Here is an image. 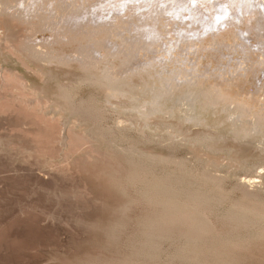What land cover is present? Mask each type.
I'll return each mask as SVG.
<instances>
[{
  "label": "rangeland",
  "instance_id": "1",
  "mask_svg": "<svg viewBox=\"0 0 264 264\" xmlns=\"http://www.w3.org/2000/svg\"><path fill=\"white\" fill-rule=\"evenodd\" d=\"M42 1L0 0V264H264V221L251 230L224 219L234 207L264 216V100L250 93L264 84L252 66L260 58L250 48L246 68L202 45L235 36L250 47L236 33L249 25L247 11L234 17L223 5L212 19L202 15L215 25L200 26L202 40L189 37L198 44L191 49L187 39L176 42L171 25L182 9L161 6L167 34L149 40L143 20L156 16L146 5L110 14L100 6L113 0H44L38 12ZM22 11H31V23ZM95 75L132 84L134 99L79 84ZM242 79L243 90L236 84ZM64 89H75L77 109L90 103L100 116L75 112ZM142 104L144 112L157 110L143 116L136 108ZM204 136L213 140L199 143ZM131 149L170 161L150 164L146 173ZM170 173L223 200L205 210L210 235H197L201 242L188 247L181 224L166 230L171 239L155 259H145V236L161 229L145 225L157 224L162 208L144 201L143 185Z\"/></svg>",
  "mask_w": 264,
  "mask_h": 264
},
{
  "label": "bare ground",
  "instance_id": "2",
  "mask_svg": "<svg viewBox=\"0 0 264 264\" xmlns=\"http://www.w3.org/2000/svg\"><path fill=\"white\" fill-rule=\"evenodd\" d=\"M37 1H39V0H37ZM52 2H53L52 0H49V3H52ZM35 3H37V2H35ZM39 3H37V4H39ZM42 3L43 4L39 6V9L37 8V11L40 10V9L42 10V8H43L42 6H44V8L46 7V4H45L44 0L42 1ZM109 3L107 2V4H108L107 6L101 5L100 7H102V10L103 11H107L110 14H111V12H113V13L115 12L116 13V11L117 12H122L123 10L125 11L126 9H129L131 7H133V8L136 7L137 8V6H138V9H140V10H142L144 8V5H146V7H148V8L151 7V9L148 10L149 11L148 12V14H149L148 16L151 15L150 18L151 17L153 18V16H156L155 17V22L152 23V21H154V20L151 19L152 20L151 22H148V23H145L144 24V20H143V26H142L143 27V30H144L143 38H146L147 37V39H149V40L150 39L152 40L153 37H154L155 40H157V39H160L161 37H163V36H165L167 34V32H166V34L163 35V33H164L163 30H165V29H163V27L165 25L163 22L164 21L166 22V20L167 21H169V20L168 19H162V20L160 19V16H162V13L159 11V10H161V6L166 7L167 8L166 9L167 12L168 11H171V12H175L176 11V12H178V11H180V9H182L183 12L179 15V17L177 16L178 19H175L177 21L174 22L173 24H171V25L177 26V28H176L175 31H176V35L179 37V39L176 42H179L181 40H184L185 41L186 39L187 40L190 39L189 37H191V36L197 37L198 35H199V37H198L197 40H200L201 41L202 39L200 38L201 37L200 26H202L204 30H207V29L210 28V25L211 24L212 25L213 24L215 25V22L208 23V22H205L204 20H202L203 19V18H201L202 15H204L205 13H207V16H209V18L212 19L215 16H218L219 15V14H217V9L219 7H223V5L224 6L225 5H228L229 6L228 9H227V11L228 12H232V16H234V17H238V13H240V12H246L247 11V13L249 14L248 15L249 16V21L248 22H250V23H248L249 25L243 24V26L244 25L246 26V29L240 28L239 33L237 31H236V33L239 36L243 35V40L245 39L246 41H248V43L251 44L250 47H249V44L243 43L239 37L235 38V36H234V40H230V39L228 40L227 39V40H224V41H221V42H217L215 44L216 46L215 45H212V43H209L208 40L205 41L202 45H204V47L206 49V51L205 50L204 51L207 52V54L209 52L208 55H210V56H212L214 58L215 57L218 58L221 55H223V57L225 56L227 58L228 55L229 56L231 55L234 58L239 59V61H241V65H244V61H243V57L244 56L243 55H245V57L247 55H250L249 54V49L250 48H252V49L253 48L254 49L256 48L257 50H254L253 49L251 51H254L253 52L254 53L253 55H258L259 58H260V60L259 61H256V62L254 61L255 64L252 63V66H253V70H255L258 73L257 75L258 76L261 75L259 77V79L262 77L261 79L264 80V74L263 75L261 74V71H264V57H262V55H264V0H191L190 2H189V0H113L110 4ZM129 3H130V5H128V7H127V4H129ZM24 4H26V3H24ZM53 4H52V6H53ZM158 6H159V8H158ZM24 7H25V5H24ZM26 7H28V6H26ZM154 7H157V8H154ZM44 8H43V10H44ZM29 9H31V8H29ZM6 10L4 11V10L1 9V11H3V13H8ZM50 10H51V7H50ZM98 10H100V8ZM12 11H13V9H12ZM16 11H18V10L16 9ZM16 13L18 14V12H16ZM89 14L91 15V11H90ZM99 14L100 13H95L94 14V17L95 18H98L100 16ZM140 14L142 15V13H140ZM146 14H147V12H146ZM146 14L144 13V15H146ZM20 15H21L20 17L23 18L22 20L28 21L29 23H31L32 20H33V15L31 14V11H27V12H25V11L23 12L22 11V13ZM188 16H189L190 19L187 18ZM225 16H226V14H225ZM114 17H115V19L116 18L118 19V16L117 17L116 16H113V18ZM104 18H105V16H104ZM221 18L223 19V17H221ZM88 19H90V18L87 15V16H85L83 18V20L82 19H81V21L79 20L80 21V24H78V25L82 26V23H85L84 21H87ZM110 19H112V16L110 17ZM146 20H148V19H146ZM192 20L196 21V23H192L191 22ZM247 20H248V17H247ZM99 21H101V20L99 19ZM99 21H97V22H99ZM149 21H150V19H149ZM211 21H213V20H211ZM64 22L66 23V20ZM77 23H76V25H77ZM245 23H246V21H245ZM99 24H100V22H99ZM191 24H193V26ZM32 25H34L33 27L36 28L35 25H37V24H33L32 23ZM95 26H96V24H95ZM166 26H169L170 27V25H166ZM91 27L93 29V25ZM213 27H215V26H213ZM170 28H172V27H170ZM66 29H67V31L69 30L73 34V31H74L73 29H70V28H66ZM81 29L83 30V27ZM215 29L216 28H212V31L211 32H213V30H215ZM236 30H238V28ZM76 32H77V30H76ZM79 32H80V30H79ZM168 33H170V32L168 31ZM176 35H174V36H176ZM228 35L229 34H227V36ZM92 36H93V33H92ZM180 37L181 38H184V39H181ZM231 41L232 42L234 41V43H231ZM185 42L187 43V45L191 49L198 47L197 46L198 44H196L197 43L196 41L188 40V41H185ZM194 42H196V43H194ZM182 43H183V41H182ZM183 46H184V44H183ZM238 46L241 47V51L238 48ZM190 48H189V50H191ZM232 49H235L236 53H232V51H233ZM191 53H192V51H191ZM197 53L198 52H196V54ZM192 55H194V54H192ZM202 56H203L202 58L205 57V55H202ZM235 56H237V57H235ZM164 57L165 56L163 55V58ZM248 59L251 60V58H248ZM198 60H199V58H198ZM201 61H204V60H201ZM249 61H247V62H249ZM211 62H212V60L210 61V63ZM245 62H246V60H245ZM197 63H198V61H197ZM211 65L213 66V63H211ZM246 66H247V63H246ZM259 67H260V69H259ZM206 68H208V67H206ZM246 68H248V67H246ZM246 68L243 67L242 68L243 71L242 70H240V71L245 72V69ZM250 68L252 69L251 66H250ZM238 69H240V68L238 67ZM236 71H237V69H236ZM102 74L103 73H101V75ZM258 76H257V78H258ZM187 77H189V79L188 80L186 79L187 80L186 82H189V81L190 82H193L194 81L190 77V75H188ZM85 79L86 78H84V80H82V81L79 80L80 81L79 84H84V83L88 82L89 84H91L95 88H99L98 90L103 89L110 96H114V97L115 96H117V97L119 96V97L134 99L135 94H136V93H134V90H135L136 87L133 86L132 84L126 82V81H121V82H118L117 83L118 80L116 82H114L112 79H106L103 76L101 77V76H97V75L92 76V77H89L86 80ZM235 82H236V80H235ZM238 82H239V80L236 83L237 86H238V88H242V90H243L245 88V86H246V83H245L246 81L242 79V80H240L239 83ZM172 84L176 85L175 82H173ZM247 84H248V82H247ZM215 86H216V84H215ZM72 90L73 89H64L63 92H62V97H63V99L67 103H69L71 106L73 105L74 108H76L75 112H77V113L79 112L80 114H84V115L85 114H87V115L88 114H91V115L94 114V116L95 115H97L98 117L100 116V113L98 111L99 109L97 110V109H95L91 105L94 109L92 108L90 110V105H89L90 103L88 104V103L82 102L80 106L78 104L79 107L77 109L76 104L73 103L74 102L73 100L75 98V93H74V90L75 89L73 90V92H72ZM213 90H214V88H213ZM247 93H248V91L246 92V94ZM250 93L251 94L258 93V95H255L254 94L256 96L255 97L256 98V101L264 100V84L258 90V92H255V90H251ZM158 99H160V98H158ZM152 101H154V99ZM155 102L156 101H154V103ZM136 108L138 109L139 113L141 115H143V116L150 115L151 113H154L157 110V109H153L151 111L144 112L143 109L146 108V105L145 104H142L140 106H137L136 105ZM98 113H99V115H98ZM210 139L213 140V138H211V137L204 136L202 138H199L198 137L197 141L199 140V143H200L201 141L202 142L203 141L206 142V141H208ZM206 145H207V143H206ZM130 153L129 154L131 155L130 157H132L133 162H135V161L136 162H142V165L141 166H143V168H144L143 170H144V172L146 171V173L149 172V169H150V168L147 169L146 167L149 166L150 164L154 165L155 163H167V162L170 161V159L158 158V157H155V156H149V155H146V154H144L142 152H139V151H136V150H133V149H131ZM132 178H134V177H132ZM135 181H136V179H135ZM134 182L132 184H134ZM144 183H145V185L142 184L144 186V191L142 193L143 194L142 196L145 199L144 201L151 203V205L153 204V205H156V206H159V207L162 208L161 209V212L162 213L160 212L161 213L160 216H162V217H160V221L158 220L159 222L157 224H155L157 221H154L155 223H153L151 221V219L149 221L150 223L148 221H146V223L148 222L149 224H146L145 225L143 223L145 226H147L149 228H152L153 227L152 230H154V227H155V229H156V227H157V229H160L161 228L160 229V232H159V230L156 231V232L155 231H151L152 232L151 234L150 233H147V237L145 236V239H146L145 241H146L147 246L144 247V248H146L145 251L147 249L149 250L148 252L146 251L145 254H142V256L144 258L146 257L145 259H147V258L148 259H155L156 256H155V253L154 252L156 251V249L160 251V247H161L162 243L163 242H166V241H169V239H171V237H170L171 235H169L167 233V231H166V230H168V228L169 229L175 228V227H177L178 225H181V224H184L185 227L187 226L186 228L184 227L187 230L186 231L187 233L185 232L186 235H184V237L186 238L185 241H186V244L188 243L187 244L188 247H189V244H190V246H192V244H194L197 240L199 241V239H198L199 236H200V238H202V237L204 238V236L207 237L208 235H210L208 233V230H207L208 229L207 228V224L208 223H207V220H206V217H205L206 216L205 215V210H208L209 211V210H212L213 207H215V206L217 207V205H218L219 202L222 203L221 202L223 200L222 197H219L217 195H214V193L212 194V192H209L206 189L201 188L200 187L201 185L200 186H196L193 182H191V180L187 181V178H183L182 176L181 177H177L176 175H174V173L173 174H171V173L170 174H166L163 177L161 176L160 179L154 180L153 182H150L148 180V182H144ZM136 184H137V181H136ZM241 208L242 207H240V209L235 208V207L232 208V210L230 212L228 211L229 213H227L225 215L224 219L227 220L228 222H230L231 225L232 224H234L236 226L237 225L238 226H241L242 225L245 228H250L251 230L253 228H255L256 226L258 227V225H259L258 223L259 222H260V224L262 223L261 220L264 221V216L256 214L255 212L252 211V209H247V208H242L241 209ZM149 228H148V230H149ZM178 228H180V227H178ZM262 228H264V227H262ZM163 229H165V230H163ZM149 231H147V232H149ZM197 235H199V236H197ZM180 238H183V237H180ZM179 240L181 241V239H179ZM156 242H157V245L158 246H156ZM199 242H201V240ZM187 246H185V247H187ZM141 250H143V249H141ZM140 253H138V254H140ZM171 263H172V261H171Z\"/></svg>",
  "mask_w": 264,
  "mask_h": 264
}]
</instances>
